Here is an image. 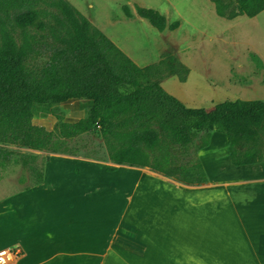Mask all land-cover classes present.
Wrapping results in <instances>:
<instances>
[{
  "label": "crops",
  "instance_id": "0c3cea01",
  "mask_svg": "<svg viewBox=\"0 0 264 264\" xmlns=\"http://www.w3.org/2000/svg\"><path fill=\"white\" fill-rule=\"evenodd\" d=\"M132 13L107 14L95 26L138 66L155 64L122 35L120 27L148 21ZM182 65L184 79L168 74L159 84L167 76L186 83ZM68 103L107 114L104 99ZM262 130L251 150L256 161L244 164L232 162L225 134L212 132L197 151L207 176L199 183L148 166L107 170L103 159L50 154L39 183L0 201V249H20L14 264H264Z\"/></svg>",
  "mask_w": 264,
  "mask_h": 264
},
{
  "label": "trees",
  "instance_id": "16d2710c",
  "mask_svg": "<svg viewBox=\"0 0 264 264\" xmlns=\"http://www.w3.org/2000/svg\"><path fill=\"white\" fill-rule=\"evenodd\" d=\"M28 1L0 0V9H14L16 23L26 24L35 18L30 10H21ZM213 1L215 12L226 18L238 14L254 17L264 10V0H236V12H226L220 0ZM59 5L71 33L50 50L42 67L29 66L31 50L4 34L0 47V141L44 149L56 132L34 123L35 114L71 100L104 99L107 114L62 121L58 134L71 138L97 129L115 144L109 154L114 163L148 166L190 183L207 181L197 151L208 144L214 131L225 134L234 164L256 161L251 150L264 125V100H223L212 109L187 106L159 84L158 64L138 66L68 3L60 1ZM134 7L158 31L179 26L178 20L167 23L157 9ZM122 10L126 17L133 16L127 5H122ZM180 68L187 72L181 64L171 67L169 73L184 79ZM202 131L205 136L195 147L194 160L180 163L175 151L186 150ZM10 154L0 148V161L8 160ZM115 168L107 165V170ZM41 180L42 174L35 184Z\"/></svg>",
  "mask_w": 264,
  "mask_h": 264
},
{
  "label": "rangeland",
  "instance_id": "374dc122",
  "mask_svg": "<svg viewBox=\"0 0 264 264\" xmlns=\"http://www.w3.org/2000/svg\"><path fill=\"white\" fill-rule=\"evenodd\" d=\"M60 1L68 3L92 26L103 22L107 14L114 17L123 11L122 5L132 11L136 4L159 10L166 16L167 23L178 20L179 26L174 30L158 31L146 20L120 28L125 38L131 37L135 51H145L151 63L162 60L156 65L159 78L170 74L171 67L179 68L181 63L189 68L186 83H181L176 76H167L160 81L162 87L176 93L187 106L206 108L238 98L264 100V10L254 17L238 14L226 18L215 12L213 0H29L21 10H30L35 13V18L26 24L16 23L14 9H0V47L4 34L8 33L18 46L31 50L28 65L42 67L48 61L50 50L71 33V27L62 17ZM220 2L226 12L238 10L236 0ZM140 39L145 42V48L137 44L138 40L141 43ZM180 70L185 76L186 71ZM88 114L101 116L85 103L80 107L73 103L58 104L35 114L34 123L54 128L56 132L44 149L0 141V148L11 152L8 160L0 161V201L35 184L41 177L47 156L53 153L81 155L103 159L107 165L114 164L109 154L115 144L97 129L71 138L58 134L60 122L78 120ZM201 136H205L204 131L186 150L175 151L180 163L194 160L195 147ZM263 137L264 130L260 140Z\"/></svg>",
  "mask_w": 264,
  "mask_h": 264
},
{
  "label": "built area",
  "instance_id": "2783aa9c",
  "mask_svg": "<svg viewBox=\"0 0 264 264\" xmlns=\"http://www.w3.org/2000/svg\"><path fill=\"white\" fill-rule=\"evenodd\" d=\"M20 253L17 247L0 249V264H14Z\"/></svg>",
  "mask_w": 264,
  "mask_h": 264
}]
</instances>
